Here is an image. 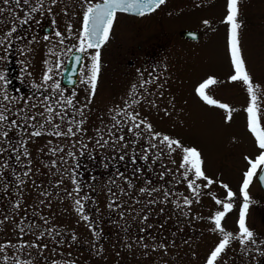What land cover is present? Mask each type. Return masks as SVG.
I'll return each instance as SVG.
<instances>
[{
  "label": "rangeland",
  "instance_id": "obj_1",
  "mask_svg": "<svg viewBox=\"0 0 264 264\" xmlns=\"http://www.w3.org/2000/svg\"><path fill=\"white\" fill-rule=\"evenodd\" d=\"M75 1L80 11L72 14L66 7L47 15L60 22L65 37L78 47L82 8L91 0ZM170 6L166 0L154 20L141 19L148 29L157 19V35L148 34V29L136 33L131 25L135 27L137 20L128 19L127 32L118 37L128 42L122 62L117 38L110 39L101 53L104 61L94 95L88 82L93 53L85 52L80 85L69 95L59 91L55 101L63 104L67 96L74 120L48 106L49 99L34 95L31 107L39 122L23 126V132L20 126L0 122V132L8 133L0 136V182L14 183L10 189L0 187V259L26 251L32 264H207L223 233L214 230L211 210L202 205L206 195L202 192L197 198L188 187L195 177L192 172L184 177L183 148L200 152L202 170L214 181V192H221L224 185L234 189L240 170L264 151L249 127L247 87L229 79L234 66L230 26L224 22L228 0ZM211 20L219 21L217 29L204 23ZM238 21L246 68L253 85L259 86L258 120L264 130V41L258 30L264 27V0H240ZM185 28L196 29L198 38L182 36L179 31ZM154 38L162 44H152ZM157 51L148 61L149 53ZM57 54L33 43L32 74H54ZM149 64H156V71L147 75L146 70L153 68ZM209 78L217 83L205 94L216 104L197 91ZM221 103L229 105L230 119L229 109L219 107ZM9 108L3 106L7 118L13 116ZM37 131L41 135H34ZM164 136L179 141L180 147L173 145L169 151L162 143ZM226 140L235 144L232 152L223 154ZM10 151L14 156L6 157ZM204 182L196 181L199 192ZM187 196L190 204L184 203ZM186 211L192 215L186 216ZM238 220L231 212L221 227L238 236ZM258 250L256 242L233 239L214 264L253 263L264 255Z\"/></svg>",
  "mask_w": 264,
  "mask_h": 264
},
{
  "label": "flooded vegetation",
  "instance_id": "obj_2",
  "mask_svg": "<svg viewBox=\"0 0 264 264\" xmlns=\"http://www.w3.org/2000/svg\"><path fill=\"white\" fill-rule=\"evenodd\" d=\"M102 0H91L90 3H97ZM171 9H175L182 4H192L193 2H198L200 0H170ZM164 5V4H163ZM163 5H160L159 7H155L151 11H144L143 15L135 14L126 12L123 10H117L116 16L113 22L112 29L110 31L109 40L101 46L100 52L102 53L105 45L115 36L116 39V45L121 48L117 49L118 54H120L119 59L121 62L123 61L125 55L127 54V41L126 38L124 39H118L119 36L123 35L128 30V19H136V25L132 26V30L136 31V33H139L141 29H148L146 25L141 22V19H155V13L160 10ZM77 5V2L75 0H56L55 3L52 2V0H28L27 3L24 2V0H21L20 4L17 5L15 3V0H9V3L5 4L4 0H0V9H3L2 12H0V74L3 75L4 79H0V109L3 110V106L10 107L9 109L12 112V117L9 115V118L4 121L5 125L9 126H20L19 131H24L23 126L28 125H34L35 123L39 122L40 119L33 117V108L32 105V97L34 95L44 97V99L50 101V104L46 103L48 106H50L54 111L55 110H61L62 116H65L66 119H73L71 111L68 109V103L67 101L69 98L66 96L64 97V103L59 105V102H55L56 100H59L58 97L59 91L61 92V95H69L70 93H73L75 88H77L78 85H80V82L82 78L80 77V73L82 71V67L85 61V52L82 53V65L80 68V71L78 73V76L75 80V82L72 85H68L64 83L63 80V70L65 67V64L68 60L69 55L74 51L77 50V47L74 45V41L69 37H65L64 32L61 30V27H58L60 22L53 21V17H51L50 12L52 9L54 10H63L67 7V10L73 14L74 10L80 11V7ZM86 7L82 8L83 15H82V21L83 16L86 11ZM35 8L36 11H32V9ZM50 9V10H49ZM81 10V12H82ZM153 19V20H154ZM140 21V22H139ZM43 24V25H41ZM160 23L156 21L152 25L151 29H148V34H155L157 35L158 27ZM211 29H217L220 25L219 21L211 20L207 24ZM134 28V29H133ZM15 29V31H12ZM191 30L190 33L191 36L185 35L183 32ZM258 30H261V38L264 41V27L263 29L258 28ZM166 32V30H164ZM11 32V36H8V33ZM60 32L62 36L57 37L56 33ZM180 34L186 38L195 39L198 38L199 32L196 29L192 28H185L181 29ZM195 35V36H194ZM47 37V39H45ZM61 39L64 40V43H61ZM159 40V41H158ZM153 39V43H159L162 44L160 39ZM40 43V45L45 46L46 49L50 50H57L58 52V64L57 68L54 71V74H48L52 78L45 81L46 74L42 75V72H37L36 74H32L31 72V57L30 56V47L33 43ZM137 46L140 47V43H137ZM161 46V45H159ZM65 47H68L67 50H65ZM92 50V53L94 55L95 49H89ZM152 51V50H150ZM157 52L149 53L150 57L148 59L151 60L152 57H154ZM103 57L101 56V62L103 64ZM155 62V60H154ZM149 67H153L152 70H146L147 75H150L151 73L155 72L156 70V64H149ZM37 76V77H36ZM38 78L42 79L41 85H38ZM59 84L60 88L57 89L55 87V84ZM7 95L9 97V100L3 101V96ZM57 95V96H54ZM46 102V101H45ZM22 107L17 108L18 105H22ZM38 105V103H37ZM14 122V123H13ZM24 124V125H23ZM226 148L222 150L223 154L229 153L233 151L232 146L235 144L233 140H226L225 141ZM264 151V150H261ZM260 151V152H261ZM7 153L6 157H13V153ZM1 157V155H0ZM251 159H249L250 161ZM252 161V160H251ZM233 166V165H232ZM12 167V166H11ZM250 163L248 166L243 167L240 170V179L236 182L235 188L232 189V187L228 186V188L223 187L221 192H214V186L213 183L211 185H208L207 187V181L204 182V189L201 190L206 195L204 199H202V205L205 208H209L211 211L210 219L214 217L215 213L218 211H223V204H217L216 200L219 199L223 202L227 201V193L229 190H231L232 193H234V196L232 198V210L228 212L226 215L233 212L235 216L240 215V210L243 205V194H242V184L245 179V173L250 170ZM4 168V167H3ZM14 168V167H13ZM260 168H262V165L258 166L257 172L254 174L252 181L250 182L248 192H249V210L246 214V226L251 229L254 233L253 239H255V242L259 244V250L264 252V191L261 188L259 181H258V174L260 172ZM2 182V181H1ZM0 182V187L3 185L4 187L9 186L8 189L12 188L14 183L10 182ZM191 196H187L189 198ZM192 200V199H189ZM206 200V201H205ZM259 208V209H258ZM204 209V208H202ZM257 209V210H256ZM260 209H262L260 211ZM190 210V209H189ZM192 210V209H191ZM259 210L258 212H255ZM192 211L185 212L186 216H191ZM205 215L208 217V213H205ZM250 218H253L255 220V225L251 223ZM259 222V225H258ZM249 224V225H248ZM254 226V229L252 228ZM259 228V229H258ZM225 230V229H224ZM226 231V230H225ZM188 241H191V235L187 236ZM190 243V242H189ZM191 244V243H190ZM191 246V245H190ZM190 246L187 248L189 250ZM237 254H232L233 256H237ZM234 259V258H233ZM4 260V262H3ZM32 264L31 255L29 252H22L20 255L16 254L15 252L9 253L0 259V264ZM224 264H264V255L261 257L259 261H254L253 263L248 262H242V261H235L231 260L230 262H226Z\"/></svg>",
  "mask_w": 264,
  "mask_h": 264
},
{
  "label": "snow or ice",
  "instance_id": "obj_3",
  "mask_svg": "<svg viewBox=\"0 0 264 264\" xmlns=\"http://www.w3.org/2000/svg\"><path fill=\"white\" fill-rule=\"evenodd\" d=\"M21 0H15V3L19 5ZM25 3L28 0H24ZM53 3L56 0H52ZM166 0H103V3H88L86 7V11L83 16V28L79 37V44L77 47V51L80 53H84L89 49H95L94 55H92L91 67H90V75L88 76V82L91 85V94L94 95L97 87V81L101 72V52L100 48L109 40L110 31L113 26V22L116 16L117 10L129 11L133 9H140V15L144 14V10L151 11L155 7H159L163 5ZM4 3H9V0H4ZM239 3L240 0H228V14L225 17V23H227L229 28V47L231 54V61L234 66V74L229 78L230 81H242L246 87L247 91L250 94V106L246 109L249 113V127L250 130L256 134V138L258 140V146L261 150H264V130L259 128V120H258V109H257V94L256 88L259 86H254L252 83V78L250 73L247 71L246 63L242 55L241 45H240V33L242 25L238 21L239 16ZM50 10V9H49ZM3 9H0L2 12ZM32 11H36L35 8ZM208 24V21L204 22ZM12 31H15L13 29ZM11 32L8 33V36H11ZM57 37L62 36L60 32L56 33ZM47 39V37H45ZM61 43H64V40L61 39ZM2 43V41H0ZM75 62L79 64L82 60V56L75 55ZM51 71V69H49ZM52 77L47 75L45 76V81L51 79ZM0 79H4L3 75L0 74ZM217 81L215 78H209L204 83L200 85L198 88V92L204 100H206L209 104H216L217 101L211 99L208 95L205 94V89H207L210 85L216 84ZM57 89L60 88V85L55 84ZM9 100V97L5 94L3 96V101ZM2 103V101H0ZM68 104H71L72 101L69 99L67 101ZM219 107L224 109H229V119L231 118V109L227 104H220ZM49 112L52 111L51 108L48 109ZM8 118L4 114V111L0 109V122L6 121ZM132 120H135L136 117L132 116ZM14 123V122H13ZM119 123V122H118ZM142 123V122H141ZM139 127V124L137 125ZM148 128L151 129V125H148ZM69 133H71V129H69ZM60 134V133H57ZM7 132H0V136H7ZM34 135L39 136L41 133L39 131L35 132ZM159 135V134H157ZM162 143H166L168 145L169 151H172V146L176 145L180 147V142L177 140H172L168 136H164L162 138ZM183 158L182 165L186 170L184 172V177L187 179L189 172L194 173V179L188 181V187L192 189L194 195L198 198L200 195L199 185H197L196 181L198 179L203 178L207 181V185H211L214 181L209 179L204 171L202 170V159L201 154L196 148H183ZM251 167L250 170L245 173V179L242 184V194H243V205L240 210L239 220H238V228L239 235L234 236L233 233L225 231L221 227V221L226 216L228 212L232 210V198L234 193L231 190L227 193V201L223 202L219 199L216 200L217 204H223V211H218L215 213L212 218L215 224V229L223 233V239L216 246V248L211 252L209 259L207 260V264H214L217 261L220 254L225 250V248L229 245L230 241L233 239H239L242 244L247 243L249 241L255 243L253 239L254 233L251 229L246 226V214L249 210V192L248 188L250 182L253 179L254 174L257 172V168L260 165H264V152H262L255 161H249ZM260 172L264 173V168H260ZM261 180H264V175L260 176ZM225 188H228L227 185H224ZM185 204H190L191 200L185 198ZM78 206V211H83V205L80 200L76 201ZM84 219L87 220L88 217L85 215Z\"/></svg>",
  "mask_w": 264,
  "mask_h": 264
},
{
  "label": "water",
  "instance_id": "obj_4",
  "mask_svg": "<svg viewBox=\"0 0 264 264\" xmlns=\"http://www.w3.org/2000/svg\"><path fill=\"white\" fill-rule=\"evenodd\" d=\"M97 3H103V0L100 1V2H97ZM144 11H146V10H144ZM126 12L140 14V9H133V10H129V11H126ZM82 27H83V23H82ZM191 32H192L191 30H187V31H184L183 33L185 35H187V36H191V34H190ZM75 55L82 56V53L78 52L77 50H74L69 55L68 60H67V62L65 64V67H64V70H63V80H64V83H66L68 85H72L75 82V80H76V78L78 76V73L80 71L81 65H82L83 57H82L81 62L79 64H77L75 62V59H74ZM262 168H264V165H262ZM261 175H264V173L259 172L258 181H259V184H260L261 188L264 191V180L260 179Z\"/></svg>",
  "mask_w": 264,
  "mask_h": 264
}]
</instances>
